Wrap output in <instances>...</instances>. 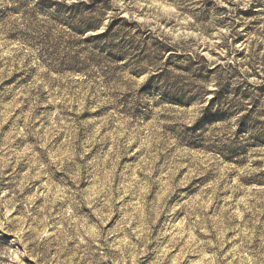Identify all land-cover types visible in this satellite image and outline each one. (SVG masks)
Wrapping results in <instances>:
<instances>
[{
    "label": "rangeland",
    "instance_id": "rangeland-1",
    "mask_svg": "<svg viewBox=\"0 0 264 264\" xmlns=\"http://www.w3.org/2000/svg\"><path fill=\"white\" fill-rule=\"evenodd\" d=\"M0 264H264V0H0Z\"/></svg>",
    "mask_w": 264,
    "mask_h": 264
}]
</instances>
